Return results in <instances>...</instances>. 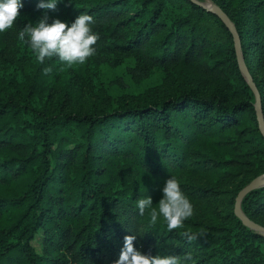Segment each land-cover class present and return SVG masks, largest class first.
Returning a JSON list of instances; mask_svg holds the SVG:
<instances>
[{"label": "trees", "instance_id": "16d2710c", "mask_svg": "<svg viewBox=\"0 0 264 264\" xmlns=\"http://www.w3.org/2000/svg\"><path fill=\"white\" fill-rule=\"evenodd\" d=\"M212 1L240 35L264 118V0ZM21 3L20 10L92 16L96 54H133L145 69L166 70L171 88L109 110L37 104L53 60L40 64L18 39L22 18L0 33V264L112 262L126 235H136L134 247L144 254L264 264V234L233 210L238 190L264 172V136L222 20L192 0H58L54 11L38 9L39 0ZM169 177L193 207L236 180L233 208L194 213L169 232L162 217L153 224L150 210L141 216L136 208L147 196L158 208ZM241 208L264 225V185L247 192ZM202 228L207 235L195 242L181 236ZM37 235L40 251L32 243Z\"/></svg>", "mask_w": 264, "mask_h": 264}, {"label": "rangeland", "instance_id": "374dc122", "mask_svg": "<svg viewBox=\"0 0 264 264\" xmlns=\"http://www.w3.org/2000/svg\"><path fill=\"white\" fill-rule=\"evenodd\" d=\"M207 5L215 4L212 0H201ZM45 12L20 10L24 24L35 23ZM49 23L53 19L71 24L75 20L73 13L65 11L62 15L47 13ZM244 59V58H243ZM51 73L44 77L45 92L36 99L37 104L58 106L66 102L71 108L85 111L93 104L102 109H112L131 96H158L171 88L169 73L162 68H143L133 54L105 53L95 54L83 65L66 67L58 59L52 58ZM194 183L203 185L208 178H190ZM208 180V181H207ZM237 181L220 186L217 196H205L198 199L194 213L207 215L211 210L225 214L233 208L231 192ZM212 208V209H211ZM37 251L41 250L40 237L32 239Z\"/></svg>", "mask_w": 264, "mask_h": 264}, {"label": "clouds", "instance_id": "9594fccd", "mask_svg": "<svg viewBox=\"0 0 264 264\" xmlns=\"http://www.w3.org/2000/svg\"><path fill=\"white\" fill-rule=\"evenodd\" d=\"M58 0H39L38 9L55 10ZM23 8L21 0H0V33L13 28ZM45 12L35 23H27L18 32V39L27 44L35 53L36 60L43 64L46 59L56 58L66 67L86 61L96 54L95 45L100 39L91 25L94 19L90 15L80 14L71 24L53 19L51 23ZM51 67H45V75L51 73ZM162 198L158 201V208L153 207L150 196L140 198L136 202L139 215L143 216L146 209L150 210L151 222L156 223L158 216L163 218L166 229L171 232L184 227V221L194 214V207L189 198L182 191L179 181L169 177L164 181L161 189ZM207 235L206 229L193 232L186 229L181 233L188 243L197 241ZM136 235H126L118 259L113 264H194L191 253L183 257L177 255L144 254L134 247Z\"/></svg>", "mask_w": 264, "mask_h": 264}, {"label": "water", "instance_id": "95a60500", "mask_svg": "<svg viewBox=\"0 0 264 264\" xmlns=\"http://www.w3.org/2000/svg\"><path fill=\"white\" fill-rule=\"evenodd\" d=\"M192 1L203 6L204 8L214 12L222 20V22L226 25L228 30L231 32L232 38H233V45H234V49H235V53H236V58H237V62L239 65V69L242 72L243 76L245 77L246 81L248 82L251 90L253 91V94L255 97L254 109H255V113H256V119H257L259 129H260L262 135L264 136V118H263L261 108H260V94H259L258 88L254 82V79H253L248 67L246 66V64L244 62L241 47H240V35H239L238 31L236 30L234 22L231 20V18L228 16V14L218 4L207 5V4L203 3L201 0H192ZM262 185H264V172H261V173L257 174L256 176H254L253 178H251L246 184H244L238 190L237 194L235 195L233 210H234V213L242 220V222L245 225H247L251 229L255 230L256 232L264 234V225L250 219L248 216H246L244 214V212L241 208V201H242L243 196L247 192H249V191H251V190H253L259 186H262Z\"/></svg>", "mask_w": 264, "mask_h": 264}, {"label": "built area", "instance_id": "2783aa9c", "mask_svg": "<svg viewBox=\"0 0 264 264\" xmlns=\"http://www.w3.org/2000/svg\"><path fill=\"white\" fill-rule=\"evenodd\" d=\"M114 261L112 262H107V263H101V264H113Z\"/></svg>", "mask_w": 264, "mask_h": 264}, {"label": "bare ground", "instance_id": "6f19581e", "mask_svg": "<svg viewBox=\"0 0 264 264\" xmlns=\"http://www.w3.org/2000/svg\"><path fill=\"white\" fill-rule=\"evenodd\" d=\"M203 2V1H202Z\"/></svg>", "mask_w": 264, "mask_h": 264}]
</instances>
